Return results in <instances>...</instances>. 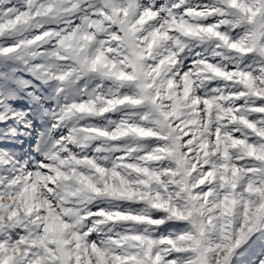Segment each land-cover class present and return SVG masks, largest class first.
I'll list each match as a JSON object with an SVG mask.
<instances>
[{
  "label": "snow or ice",
  "instance_id": "snow-or-ice-1",
  "mask_svg": "<svg viewBox=\"0 0 264 264\" xmlns=\"http://www.w3.org/2000/svg\"><path fill=\"white\" fill-rule=\"evenodd\" d=\"M138 2L143 3L142 0H101L89 11L92 7H85V0H22L19 8L0 11V24L15 21L22 14L35 13L39 18L40 13L47 12L58 18L72 12V28L65 29L61 35H67L83 22L77 38L82 41L81 56H86L87 49L96 42L94 38L106 33L101 36L103 46L99 47L98 54L88 59L94 68L109 66L111 72L113 65L110 58H105V47H116L122 53L121 59L127 56L133 67L140 62L134 53L139 51L138 45L142 47L143 34L130 23L139 17ZM219 2L229 10L231 21L206 22L216 14L224 15V9L207 4L186 6L188 0L173 3L163 20H160L161 9L152 4L149 10L157 13L156 19L165 28L172 25L168 36L180 35L177 30L185 28L181 22L183 17L189 24H202L210 33H223L232 48L240 50L243 59H249L256 52L264 58V43L260 42L256 28L257 19H264V0ZM73 4L82 10L72 8ZM143 4L148 7V3ZM193 10L209 15L193 20ZM76 19L80 23H74ZM229 23L233 28L253 27L233 38L221 30L222 25ZM46 30L50 34L53 30L61 31ZM58 40L60 36L51 41L52 46ZM23 46L13 43L0 48V54L19 53ZM149 63L155 64L151 60ZM248 68L250 65L233 69L214 65L206 75L215 74V78L231 85L227 93L218 96L196 94L195 75L191 80L187 77L180 80L187 71L180 72L174 80H153L119 70L111 72L136 89L135 94L127 91L126 97L117 102L124 111L116 121L120 129L114 135L120 140L146 141V151L134 158L119 157L110 167L94 158L55 152L50 157L56 161L53 166L44 167L49 164V159H45L30 169L31 172L26 168L24 175L7 186L0 183V220L6 216L10 221L19 222L21 213L42 217L37 221L40 226L34 235L0 224V264H181V258L184 264H206L200 235L210 225L201 215L206 209L200 204L204 193L218 182L224 185L222 192L229 199L237 200L239 206L243 207L246 201L255 210L259 230L264 228V66L258 73ZM112 112L120 111L106 114ZM193 166L192 175L208 177L195 189L187 178ZM102 174L109 178L107 189L125 197L121 203L147 204L153 207L151 215L143 216L139 209L119 206L107 208V213H123L107 221V228L93 223L103 219L104 214L91 216L86 221L77 219L78 209L73 205L80 203L79 197L68 193L74 186L89 190L90 194L97 192L95 181ZM113 179L118 181V186L112 183ZM40 193L46 200L43 206L37 198ZM208 199L212 201L211 194ZM101 209L105 208L96 207L95 211L91 208V211L97 213ZM113 223L115 227L111 226ZM258 264H264V255Z\"/></svg>",
  "mask_w": 264,
  "mask_h": 264
},
{
  "label": "clouds",
  "instance_id": "clouds-1",
  "mask_svg": "<svg viewBox=\"0 0 264 264\" xmlns=\"http://www.w3.org/2000/svg\"><path fill=\"white\" fill-rule=\"evenodd\" d=\"M100 2L101 0H92L88 7L97 6ZM151 5L152 0H148V7L138 2L139 17H134L133 21H130L132 27L143 34L142 47L138 45L139 51L134 53L140 62L133 67V62L129 61L127 56L121 59L122 53L117 51L116 47H105V58H110L113 65L111 72L119 70L126 75L151 77L153 80L156 78L174 80L180 74L179 68L176 67L179 56L185 48L189 47L191 42V39L187 41L182 39L183 36H190L201 42H207L209 47H212L213 55H221L215 51L216 48H221L224 56L235 54L243 59L240 50L233 49L229 43V38H226L223 33H210L202 24H189L183 20V17H181V22L185 28L177 30L180 35L168 36V31L172 25L165 28L164 24L159 23L156 19L157 13L149 10ZM71 7L82 10L76 4ZM207 15L209 14L196 13L193 10L192 19L207 18ZM66 16L74 18L72 12H68ZM59 17L60 19L49 16L47 12L40 13L39 18L36 17L35 13L31 16L22 14L15 21H6L5 24H0V35L4 38H14L16 44L24 45L20 48L19 55L26 57V59L22 60L23 66L19 71L30 74L34 80L39 81L38 85L33 86V92L30 95L34 101L40 104L38 110L40 118L46 117L47 123L43 131L36 136L33 152L38 153L44 160L49 159V164L43 165L44 167H51L56 163L50 157L55 152H62L61 148H57V145L62 143H72L74 146L87 145L88 148H91L92 144L99 140L101 145L92 149L95 153L100 150L101 146L110 148L112 142L119 141L120 137L114 135L120 129V125L116 124V121L109 119L106 124L93 123V121L103 120L107 112L123 111L117 102L126 97L127 91H131L133 94L136 92L132 85L111 74L109 66L94 68L91 60L88 59V57L94 58L98 54L99 47L103 46L101 36H105L106 33H101L94 38L96 42L87 49L86 56H81V52L84 50L81 48L82 41L77 38V32L84 27L83 22L81 25H77L73 31L68 32L67 35H61L65 29H61L60 32L53 30L51 34L48 30L40 35L31 34L32 29L39 30L45 25L62 22L66 24L67 28H72V20H64L62 16ZM160 20H163V17H160ZM158 24L159 26H157ZM208 27L214 28L215 25ZM26 33L27 35H25ZM56 36H60V40L56 42L55 46L44 48L41 51L42 46L51 44ZM154 41L156 42L154 43ZM150 60L154 61L155 64L149 63ZM34 61H38V63ZM213 67L214 65L200 60L195 63V71L189 69L180 77V80L182 81L185 77L191 80L193 75L196 76L197 80L215 78V74L211 77L206 75ZM81 80H83L82 84L79 83ZM47 101L53 102L51 109L44 107L43 102ZM82 121L83 124H81ZM28 126H31L30 123ZM63 128H67L68 132L57 139L55 133L62 131ZM12 132L15 134V129H12ZM21 135H30V133L21 132ZM54 148H56L55 152L53 151ZM81 150L86 151L84 148ZM71 155L72 153L69 151L68 156ZM85 158H87L86 155ZM0 161H2L0 162V183L5 186L24 175L26 163L21 164V167L17 169L16 165L20 162L13 155L5 153L4 156L0 157ZM42 162L43 160L36 161L37 164H42ZM112 164H115V161ZM28 171L31 172L30 169ZM121 171L124 172L123 169ZM194 171L195 166L189 171L187 177L190 178L193 189L199 187L203 180L208 179L206 176L201 178L198 175H192ZM108 179L106 174L99 176V179L95 181L98 188L95 193L90 194L89 190L76 186L68 193L69 196L79 197L80 203L73 205L78 209L77 219L86 221L91 216L104 214L103 219L95 220L93 223L107 228L109 227L107 221L123 215V213H107L106 211L110 207H119L121 201L125 199V197L107 189ZM112 183L118 186L117 180L113 179ZM223 188L224 185L218 182L209 189V192L204 193L203 202L200 204L202 209H206L201 215L210 225L200 235L201 247L206 254V264H234L244 255L241 251L244 245L255 232L259 231L254 219L255 210L249 207L246 201L243 207L239 206L237 200L229 199L222 192ZM210 194L212 201L208 199ZM37 198L41 206L46 204L43 193H40ZM97 201L104 203L106 207L100 212L93 213L90 205ZM36 212H39V208L36 209ZM139 212L143 216L151 215L153 207L144 204ZM20 215L21 220L19 222L10 221L5 216L0 220V224L9 225L13 231L20 228L25 235H34L40 226L37 221L41 220L42 217L39 215L25 216L24 213ZM84 226H87L86 223ZM111 226L115 227V224L113 223ZM181 264H184L183 258H181Z\"/></svg>",
  "mask_w": 264,
  "mask_h": 264
},
{
  "label": "rangeland",
  "instance_id": "rangeland-1",
  "mask_svg": "<svg viewBox=\"0 0 264 264\" xmlns=\"http://www.w3.org/2000/svg\"><path fill=\"white\" fill-rule=\"evenodd\" d=\"M92 0H85V7L91 3ZM147 4L148 0H142ZM178 0H152V4L157 9H161L160 16L166 15L167 11L171 8L173 3ZM22 0H0V11L4 9H12L14 6L19 8ZM196 4H207L217 8L224 9V15L216 14L209 17L206 22H218L220 20L231 21L233 17L229 15V10L226 6L221 4L219 0H188L186 6H192ZM96 6L89 8L92 11ZM175 11V10H174ZM64 20H73V17L61 15ZM60 19V17H58ZM74 23H80V20H74ZM253 26L245 25L242 27L233 28L229 24L222 25L221 30L227 31L233 38L237 37V33L241 35L245 34V30H251ZM45 28H54L56 30L67 29L65 23L49 24L40 28L39 30L32 29L31 34L44 31ZM257 34L261 43H264V19H257ZM27 35V33L25 34ZM186 41L189 39H185ZM16 43L14 38L0 39V48ZM52 44L43 45L41 51L44 48H51ZM214 47V45H213ZM217 53L221 55H213L212 47H209L207 42H201L196 39H191L189 47L185 48L184 52L180 54L178 63L176 65L180 72L183 73L189 69H195V63L200 60H207L214 65L233 69L237 66L243 67L244 65H250L247 70L255 69L259 72L261 66H264V58L260 57L258 52L251 54V57L247 60L240 59L235 54L223 55V49L216 48ZM26 59L19 55V53L5 56L0 54V157L5 153L11 154L15 157L18 163L17 169L21 167V164L26 163L27 169H34L38 166L36 161L44 160L38 153L33 152V145L36 143V136L39 132L43 131L47 118H40V104L34 101L31 97L33 92V86L38 85L39 81L33 79L30 74L20 72L19 69L23 66L22 60ZM258 61V63L253 62ZM37 62L38 61H34ZM22 77V78H21ZM31 82V83H29ZM83 83V80L79 82ZM196 94L202 96H218L220 94L227 93L231 85L229 82L224 81L222 78L214 79H202L196 81ZM45 91H47L45 89ZM45 108L51 109L53 102H43ZM124 111V110H123ZM123 111L112 112L105 114V118L100 121H93V123H104L110 119L112 121H119L123 115ZM131 111V110H129ZM135 118V117H133ZM30 123V127L28 126ZM84 122L82 121L81 124ZM114 126V125H113ZM12 129H15L13 134ZM21 132L30 133V135H21ZM68 132L67 128H63L62 131H57L55 137L58 139L60 136ZM146 141H138L134 139H124L116 142H112L110 148L101 146L100 150L93 152L92 149H96L98 145H101V141H95L91 148L87 145L74 146L72 143H62L57 145V148L66 149L67 151L60 152L61 155L67 156L69 151L72 154H78L80 157L85 155L89 158H94L97 162L110 167L113 161H117L119 157L127 156L134 158L146 151L144 145ZM84 148L86 151H82ZM56 151V148L53 149ZM110 157V159H109ZM2 162V161H0ZM93 211L96 207L105 208L106 205L97 201L95 204L90 205ZM144 207V204L140 203H121L120 208L140 209ZM244 253L238 261L234 264H258L259 258L264 255V228H260L255 235L244 245L241 249Z\"/></svg>",
  "mask_w": 264,
  "mask_h": 264
}]
</instances>
